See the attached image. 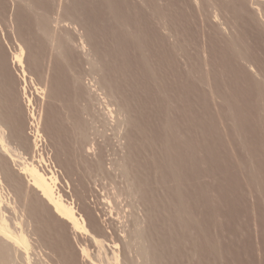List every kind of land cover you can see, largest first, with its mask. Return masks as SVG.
Here are the masks:
<instances>
[{"label":"rangeland","instance_id":"374dc122","mask_svg":"<svg viewBox=\"0 0 264 264\" xmlns=\"http://www.w3.org/2000/svg\"><path fill=\"white\" fill-rule=\"evenodd\" d=\"M25 1L3 0L0 6L6 20H1L0 38L3 41L1 29L5 30L10 62V69L0 63V124L8 143L47 173L55 170L66 200L74 199L80 213L94 217L93 230L106 236L109 244H119L127 259L118 223L106 203V197L113 196L112 180L98 173L83 148L76 152L82 142L76 126H86L89 137L93 135L90 139L107 154H121L122 142L133 150L154 147L157 161L163 155L165 166L160 168L158 162L155 167L142 148V163L152 162V169L147 173L145 169L140 178L152 171L143 194L150 191L153 199L164 196L160 210L156 201L144 206L154 212L149 219L153 228L161 227L167 235L164 242L169 246L163 251L158 247L162 252L156 264H264V0H30L33 9L42 7L39 12L45 11L46 19L53 21L50 29L59 39L55 37L57 48L47 45L35 26L33 34L27 31V20L35 23L36 17L28 16ZM21 49L23 77L11 66L13 54H21ZM22 89L31 98V107ZM107 104L116 111L112 119ZM117 121L123 123L121 128ZM37 123L43 142L34 148ZM18 163L0 152L4 211L11 223L20 216L27 222L21 231L28 239L20 248L26 260L22 257L18 263L27 264L31 258L32 264H91L83 261L79 250V244H88L95 254L90 237L74 235L36 195ZM157 168L164 171L158 173ZM118 179L114 183L123 189L125 183ZM162 215L164 225L157 220ZM1 237L11 241L0 229Z\"/></svg>","mask_w":264,"mask_h":264},{"label":"bare ground","instance_id":"6f19581e","mask_svg":"<svg viewBox=\"0 0 264 264\" xmlns=\"http://www.w3.org/2000/svg\"><path fill=\"white\" fill-rule=\"evenodd\" d=\"M25 1V0H24ZM29 1V2H28ZM49 1V0H47ZM84 1V0H83ZM90 1V0H89ZM108 1V0H107ZM116 1V0H115ZM132 1V0H131ZM143 1V0H142ZM7 2V1H5ZM19 2V1H18ZM25 2L28 3L27 6H29V11L27 12L28 16L30 17L31 15H33L34 17H36V21L35 23L29 18L27 20V25L29 26V29L27 31H31L34 33V30L35 28H37V34H41V38L44 39V41L46 42V44L52 46L53 48H57V46L55 45V39L59 41L58 37H54V34L51 32V29H50V24L53 22L51 21L50 23V20L47 21L46 17H45V11L44 12H39V9L42 8V7H36L38 9H33L35 7V5L33 6L31 3H30V0H26ZM39 2V1H38ZM86 2V1H85ZM123 2V1H122ZM125 3L127 2L126 0L124 1ZM129 2V1H128ZM8 3V2H7ZM48 3V2H47ZM57 3V2H56ZM79 3V2H78ZM100 3V1H99ZM103 3V2H102ZM106 3V2H105ZM108 3V2H107ZM110 3V2H109ZM115 3V2H114ZM3 4H5L3 2V0H0V6H3ZM14 4V3H13ZM17 4V3H16ZM22 4V3H21ZM81 4V3H80ZM91 4V3H90ZM113 4V3H111ZM117 4V3H116ZM128 4V3H127ZM125 4V5H127ZM15 5V4H14ZM38 5V4H37ZM51 5V4H50ZM56 5V4H55ZM58 5V4H57ZM62 5V4H61ZM64 5V4H63ZM83 5V4H82ZM106 5V4H105ZM104 5V6H105ZM119 5V4H118ZM17 6V5H16ZM33 6V7H32ZM44 6V5H43ZM49 6V5H48ZM84 6V5H83ZM87 6V5H86ZM111 6V5H110ZM124 6V5H123ZM13 7V6H12ZM77 7V6H76ZM92 7V6H91ZM95 7V6H94ZM113 7V6H112ZM3 8V7H2ZM6 8V7H5ZM23 8V7H22ZM50 8V7H49ZM62 8V7H61ZM85 8V7H84ZM111 8V7H110ZM123 8V7H121ZM127 8V7H126ZM1 9V7H0ZM4 9V8H3ZM99 9V8H98ZM116 9V7H115ZM21 10V9H20ZM19 10V11H20ZM26 10V9H25ZM44 9H40V11H42ZM46 10V9H45ZM78 10V9H77ZM82 10V9H81ZM102 10V9H101ZM109 10V9H108ZM2 9L0 10V23H1V20L2 22H6L5 20V17L4 15L2 14ZM4 11V10H3ZM85 11V10H83ZM92 11V10H91ZM97 11V10H96ZM99 11V10H98ZM17 12V11H16ZM47 12V11H46ZM55 12V11H54ZM64 12V11H63ZM106 12V11H105ZM112 12V11H110ZM19 13V12H18ZM44 13V14H43ZM72 13V11H71ZM89 13V12H88ZM118 13V12H117ZM22 14V13H21ZM31 14V15H30ZM42 14V15H41ZM48 14H50V12L48 11ZM57 14V13H56ZM80 14V13H79ZM102 14V13H101ZM119 14V13H118ZM20 15V14H19ZM47 15V14H46ZM117 15V14H116ZM126 15V14H125ZM124 15V16H125ZM24 16V15H23ZM27 16V15H26ZM27 16V17H28ZM48 16V15H47ZM75 16V15H74ZM73 16V18H74ZM81 16V15H80ZM100 16V15H99ZM118 16V15H117ZM20 17V16H19ZM53 17V16H52ZM84 17V16H83ZM128 19L129 16L127 15ZM63 18V17H62ZM76 18H77V15H76ZM118 18V17H117ZM126 18V17H125ZM52 19V18H51ZM54 19V18H53ZM68 19V18H67ZM81 19V18H80ZM119 19V18H118ZM14 20V19H13ZM16 20V19H15ZM73 20V19H72ZM78 20V19H77ZM76 20V21H77ZM86 20V19H85ZM96 20V19H95ZM56 21V20H55ZM58 21V19H57ZM63 21V20H62ZM97 21V20H96ZM116 22V21H115ZM114 22V23H115ZM125 22V21H124ZM130 22V21H129ZM84 23V22H83ZM86 23V22H85ZM113 23V22H112ZM22 24V23H21ZM73 24V23H72ZM81 24V23H80ZM102 24V23H101ZM120 24V23H119ZM1 25V24H0ZM17 25V24H16ZM85 25V24H84ZM109 25V24H108ZM19 25H17L18 27ZM35 26V28H33ZM73 26V25H72ZM102 26V25H101ZM21 27V26H19ZM18 27V28H19ZM61 27V25H60ZM89 27V26H88ZM24 28V27H23ZM28 28V27H27ZM99 28V27H98ZM65 29V28H64ZM75 29V28H74ZM17 30H20V29H17ZM86 30V29H85ZM84 30V31H85ZM92 30V29H91ZM102 30V29H101ZM64 31V30H63ZM71 31V30H70ZM69 31V33H70ZM66 32V31H65ZM88 32V31H87ZM100 32V31H99ZM20 33V32H19ZM29 33V32H28ZM27 33V34H28ZM31 33V34H33ZM97 33V32H94V34ZM102 33V32H101ZM23 34V33H22ZM30 34V35H31ZM66 34V33H65ZM77 34V32H76ZM110 34V33H109ZM1 35H2V38H3V41L2 39L0 38V63H3L7 69H10V62H8V56L6 54V51L4 49V44H8V37H7V34L5 32V30H2L1 29ZM74 35V34H73ZM81 35V34H79ZM83 35H85L83 33ZM93 35V34H92ZM100 35V34H99ZM9 36V35H8ZM82 36V35H81ZM86 36V35H85ZM95 36V35H94ZM101 36V35H100ZM99 36V37H100ZM127 36V34H126ZM32 37V36H31ZM88 37V36H87ZM98 37V36H97ZM103 37V36H102ZM106 37L107 34H106ZM113 37V36H112ZM125 37V36H123ZM33 38V37H32ZM40 38V39H41ZM60 38V37H59ZM90 38V37H89ZM105 38V37H104ZM115 38V37H114ZM34 39V38H33ZM74 39V38H72ZM82 40V38H79ZM98 39V38H96ZM102 40V39H101ZM41 41V40H40ZM75 41V40H74ZM80 41V40H79ZM63 42V41H62ZM66 42V40H65ZM88 42V41H87ZM99 42V41H98ZM100 42H103V41H100ZM27 43V42H26ZM30 43V42H29ZM36 43V41H35ZM34 43V44H35ZM44 43V42H42ZM60 43V42H59ZM76 43V41H75ZM82 43V42H81ZM60 44H63V43H60ZM70 44V43H69ZM85 45V44H84ZM36 46V45H35ZM59 46V44H58ZM62 46V45H61ZM59 46V47H61ZM64 46V45H63ZM90 46V45H88ZM42 47V46H41ZM68 47V46H67ZM104 47V46H103ZM45 48V47H44ZM47 48V47H46ZM76 48V47H75ZM82 48V47H81ZM91 48V47H89ZM98 48V47H97ZM68 49V48H67ZM78 49V48H77ZM93 49V48H92ZM75 50V49H74ZM94 50V49H93ZM78 51V50H77ZM95 51V50H94ZM66 52V50H65ZM85 52V51H84ZM66 54V53H65ZM69 54V52H68ZM67 54V55H68ZM91 54V53H90ZM22 55H23V50L21 49V54L19 55H15L13 54V58L11 60V66L13 68H18L21 73L23 75H21V77L25 76L26 75V65H25V62L23 61L22 59ZM59 55V54H57ZM66 55V56H67ZM95 55V54H94ZM69 56V55H68ZM85 57V56H84ZM95 58V56H94ZM89 59V58H88ZM96 59V58H95ZM93 60V59H91ZM87 61V60H86ZM90 61V60H89ZM96 64V62H95ZM93 64V65H95ZM99 64V62H98ZM105 64V62H104ZM87 66V65H86ZM96 66V65H95ZM84 67V66H83ZM106 67V66H105ZM94 68V67H93ZM102 68V67H101ZM108 68V67H107ZM103 69V68H102ZM95 70V69H93ZM105 71V70H104ZM108 71V70H106ZM96 72V71H94ZM102 72V71H101ZM115 72V71H114ZM95 74V73H94ZM99 74V72H98ZM101 74V73H100ZM112 74V73H111ZM110 74V75H111ZM115 74V73H113ZM91 75V74H90ZM98 76V75H97ZM115 76V75H113ZM95 77V76H94ZM99 77V76H98ZM102 74H101V81L103 80L102 79ZM117 77V76H116ZM57 78V77H56ZM111 78V77H110ZM114 78V77H113ZM114 80V79H113ZM57 81V80H56ZM100 81V83H102ZM112 82V81H111ZM58 83V82H57ZM75 83V82H74ZM110 83V82H109ZM113 83V82H112ZM55 85H57L55 83ZM63 85V84H62ZM60 86V85H59ZM111 87V86H110ZM113 87V86H112ZM62 88V86H61ZM115 88V87H114ZM60 89V88H59ZM98 89V88H97ZM116 89V88H115ZM23 90V95L24 97L26 98V102H27V105L29 107L32 106V100L30 97H27L26 96V93H25V89H22ZM57 91V90H56ZM60 91V90H59ZM98 94V93H97ZM102 96V94H101ZM107 96V95H105ZM104 96V97H105ZM99 98V97H98ZM91 99V98H90ZM103 99V98H101ZM100 99V100H101ZM105 99V98H104ZM103 99V100H104ZM109 99V98H108ZM107 101V100H106ZM110 101V100H109ZM101 102V101H100ZM103 103V102H102ZM99 104V103H97ZM109 104V103H108ZM107 104V105H108ZM112 104V103H111ZM101 105V104H100ZM106 105V106H107ZM84 106V105H83ZM116 106V105H115ZM119 106V105H118ZM117 106V107H118ZM94 107V106H93ZM113 107V106H112ZM112 107H110V105H108V108H109V113H110V119H112V117L114 118L115 114H116V111H114L112 109ZM86 108V106H85ZM31 109V108H30ZM97 109V108H96ZM119 109V108H118ZM91 110V109H90ZM108 110V109H107ZM31 112V111H30ZM99 112V111H98ZM104 112V111H103ZM120 113V112H118ZM88 114V113H87ZM93 115V114H92ZM109 115V114H108ZM120 115V114H119ZM88 116V115H87ZM98 116V115H97ZM100 116V114H99ZM34 117V116H33ZM198 117V116H197ZM196 117V118H197ZM120 118V117H119ZM127 118V117H126ZM86 119V117H85ZM137 119V118H135ZM193 119V118H192ZM95 121V119H93ZM101 120V119H100ZM119 120V119H118ZM126 120V119H125ZM129 120V119H128ZM127 120V121H128ZM132 120V119H131ZM88 121V120H87ZM97 121V119H96ZM110 121V120H109ZM133 121V120H132ZM138 121V120H137ZM194 121V120H193ZM79 122V121H78ZM82 122V121H81ZM100 122V121H99ZM102 122V121H101ZM93 123V122H92ZM103 123V122H102ZM110 123V122H108ZM108 123H105V124H108ZM118 123V127L120 126L121 128V124H123L121 121H117ZM130 123V122H129ZM127 123V124H129ZM77 124V123H75ZM74 124V125H75ZM86 124V123H85ZM105 124H102V125H105ZM114 124V123H113ZM79 125V124H78ZM88 125V123H87ZM90 125V123H89ZM92 125V124H91ZM96 125V124H94ZM133 125V124H132ZM136 125V124H134ZM137 125L138 122H137ZM36 126V140H35V146H33L34 148L35 147H38V142H43V139H42V136H41V132L39 130V123L35 124ZM76 126V125H75ZM106 126V125H105ZM113 126V125H112ZM151 126V125H150ZM198 126V125H197ZM86 127V126H85ZM84 127V128H85ZM88 127V126H87ZM99 127V126H98ZM116 130H119L120 128H118ZM125 127V126H124ZM156 127V126H155ZM76 128L78 129L79 134H76V135H79L80 139H82V142H78V148H77V153L80 151L81 152V148H83L87 154V156H89V158L91 157V160H92V163L96 166L97 170H98V173L103 176L106 177V180L107 178L110 179V182L112 180V191H113V196L112 198L109 197H106V203L108 204V206L110 207V215L113 219H115L118 223V227H117V232L119 233L120 237H122L124 240V243H125V247H126V252L124 253H127L129 254V259H127L123 254L121 255L120 254V251H119V244H117L116 242H112L113 244H109L105 239L106 236H101L98 235L96 231L93 230L92 228V225H93V222L96 221L94 217H86L84 216L82 213L79 212L78 208H77V205H76V201L74 199H72L71 201H67L64 194L61 193L60 189H59V183H60V180H59V177L57 175V173L55 172V170H49L48 173L46 172V170L40 165L38 164H35L36 160H33V161H30L28 160L27 157L23 156L19 150L15 149L14 147H12L10 145V143H8L6 137H5V134H4V131L2 130V126L0 124V152L7 155L9 157L10 160H13L14 162H19L20 163V174L21 175H25L28 178H30V183H31V186L33 187V191L36 193V195H38L45 204H47L48 206H50L53 210V212L55 213V215L63 220L68 226L69 228L71 229V231L74 233V235L77 237L78 234L79 235H82V236H86L87 237L89 236L90 237V240L91 242L94 244V246L96 247V252L95 254L92 253V251L90 250L88 244H79V250H80V256L82 257L83 261L84 260H87L89 261V263L91 264H156V259L157 257L159 256V248L160 247V250H164L166 249L167 246L169 245H166V243L164 241H166V237L167 235L165 234L166 232L164 231V229H162L161 227H157V229L153 228V224L152 222H150V218H151V215H153L152 213H154L153 211L151 212V210H144V206L146 207L147 206H150L149 204L154 201V203L157 202V207L158 210H160V207L163 205L162 202V198L163 197L161 196H158L157 199H153V196H151L152 193H150L149 191V194L150 195H144L143 194V188L144 186L146 185L147 186V177L149 174L152 173H149V174H146V180H145V177L143 178L145 181H146V184H144L145 181H143L142 177L140 178L141 175H144L145 174V169H146V173L149 172L150 170V163L152 162H145L146 163V166H143L142 164L145 165V163H142V154H144L142 151H140V149H142L144 152H145V149L147 150V156L149 158L152 157L153 159V164H157V166L155 167H158V162L160 165V168L161 166H163L165 164V159L163 160V155L159 156V160L157 161L156 157H155V148L152 147V149L150 148L149 150L147 149V146L146 148L144 149V147L140 148L139 150L137 149L138 146H135L136 149L133 150L131 148H129L128 144L126 142H122L120 143L121 145V148L119 146V148L121 149V154L116 153H111V154H107V152L105 153V151L102 150V148L100 147L101 145H97L98 143L97 142H94V140H91L90 137H92L93 135H90L89 137V133H87L83 127L82 129L80 128L79 129V126ZM89 128V127H88ZM87 128V129H88ZM103 128V127H102ZM131 128V127H130ZM134 128V127H133ZM150 128H153L152 126ZM159 128V127H158ZM105 129V128H104ZM103 129V130H104ZM107 129V128H106ZM113 129V128H112ZM115 129V128H114ZM157 129V128H156ZM194 129V128H193ZM110 130V129H109ZM115 130V131H116ZM134 130V129H133ZM148 130V129H147ZM75 131V130H74ZM77 131V130H76ZM75 131V133H77ZM90 131V130H89ZM88 131V132H89ZM106 131V130H105ZM108 131V130H107ZM113 131V132H115ZM97 131L95 130L94 133H96ZM101 132V131H99ZM103 132V131H102ZM102 132L100 134H102ZM117 132V131H116ZM120 132V130L118 131V133ZM55 133V132H54ZM74 133V132H73ZM93 133V134H94ZM106 133V132H104ZM104 133H103V136H104ZM111 133V132H110ZM125 133V132H124ZM189 133H190V130H189ZM188 133V134H189ZM98 135H100L99 133H97ZM139 135H143V133H138ZM153 134V133H152ZM54 135V134H53ZM75 135V134H74ZM96 135V134H94ZM120 135V134H119ZM129 135V134H128ZM55 136V135H54ZM106 136V134H105ZM156 136V135H155ZM154 136V137H155ZM76 137V136H75ZM78 137V136H77ZM97 137V135H96ZM101 137V135H100ZM116 137V136H115ZM118 137V136H117ZM127 136L125 135H122L120 136V138L122 140L126 139ZM133 136L132 135V140H133ZM151 137V136H150ZM152 137V138H154ZM160 137V136H159ZM93 138V137H92ZM130 138V137H129ZM141 138V137H140ZM143 138V137H142ZM141 138V140H142ZM157 138V137H156ZM162 138V137H161ZM77 139V138H76ZM95 139V138H94ZM107 139L108 138V135H107ZM139 139V138H138ZM181 139V138H180ZM189 139V138H188ZM78 140V139H77ZM76 140V141H77ZM99 140V139H98ZM102 140V139H101ZM106 140V139H105ZM113 140V139H112ZM112 140H109L110 142ZM160 140V139H158ZM157 140V141H158ZM73 141V140H72ZM104 141V140H103ZM102 141V142H103ZM108 141V140H107ZM108 141V142H109ZM118 141V140H117ZM121 141V140H120ZM143 141V140H142ZM150 140H148L149 142ZM167 141V140H166ZM176 141V140H174ZM101 142V143H102ZM107 142V143H108ZM131 142V141H129ZM139 142V140L137 141ZM156 142V141H155ZM161 142V140H160ZM188 142V141H187ZM74 143V142H73ZM97 143V144H96ZM113 143V141H112ZM132 143V142H131ZM152 143V142H151ZM154 143V142H153ZM170 143V142H169ZM189 143V142H188ZM191 143V142H190ZM209 143V142H208ZM139 145V143H137ZM140 144H142V142L140 141ZM109 144H107L108 146ZM111 145V144H110ZM109 145V146H110ZM135 145V144H134ZM150 145V144H149ZM148 145V146H149ZM156 145V144H155ZM170 145V144H169ZM189 145V144H188ZM75 146H76V143H75ZM132 146V144H131ZM142 146V145H141ZM160 146V145H159ZM181 146V145H180ZM105 147V142H104V146ZM111 147V146H110ZM114 147V145H113ZM140 147V145H139ZM150 147V146H149ZM205 147V145H204ZM208 147V146H207ZM106 148V147H105ZM162 148V147H161ZM166 148V147H165ZM79 149V151H78ZM112 149V148H111ZM125 149V150H124ZM157 149V148H156ZM171 151H172V148H170ZM174 149V148H173ZM176 149V147H175ZM174 149V150H175ZM182 149V148H181ZM211 149V148H210ZM67 150V149H66ZM74 150V149H72ZM113 150V149H112ZM119 150V149H118ZM117 150V151H118ZM122 150H123V153H122ZM155 150V152L153 151ZM159 150V149H158ZM164 150V149H163ZM169 150V149H168ZM71 151V150H70ZM108 151V150H107ZM125 151V152H124ZM148 151H149V154H148ZM176 151V150H175ZM173 151V152H175ZM68 152V151H66ZM158 152V151H157ZM156 152V153H157ZM160 152V151H159ZM162 152V150H161ZM160 152V154H162ZM165 150L163 151V154H164ZM73 153V152H72ZM84 153V152H83ZM167 153V152H166ZM180 153V152H179ZM79 154V153H78ZM146 154V153H145ZM158 154V153H157ZM213 154V153H212ZM76 155V154H75ZM74 155V156H75ZM81 155V154H80ZM170 155V154H169ZM176 155V154H175ZM178 155V154H177ZM188 155V154H187ZM72 156V155H71ZM83 156V154L81 155ZM210 156V155H209ZM212 156V155H211ZM77 157H79L77 155ZM130 157H133V159L131 158V164H129V158ZM146 157V156H145ZM168 157V156H167ZM177 157V156H176ZM213 157V156H212ZM35 157H33L34 159ZM73 158V156H72ZM82 159V157H80ZM79 158V159H80ZM154 158L156 160H154ZM172 158V157H170ZM169 158V159H170ZM186 158V157H185ZM78 159V160H79ZM148 159V158H147ZM175 159V158H173ZM191 159V158H190ZM217 159V158H216ZM28 160V161H27ZM77 160V159H76ZM84 159H82L83 161ZM90 160V159H89ZM146 160V159H144ZM143 160V162H144ZM168 160V159H167ZM166 160V161H167ZM186 160V159H185ZM206 160V159H205ZM30 161V162H29ZM38 161V160H37ZM42 160L40 159L39 160V163L41 162ZM81 161V160H80ZM155 161H157V163H154ZM176 161V160H174ZM91 162V161H90ZM173 162V161H172ZM177 162V161H176ZM179 162V161H178ZM18 163V164H19ZM205 163V162H204ZM152 164V165H153ZM167 164V163H166ZM173 165V164H172ZM175 165V164H174ZM178 165V164H177ZM180 165V164H179ZM165 166V165H164ZM181 166V165H180ZM94 167V166H93ZM153 167V166H152ZM184 167V165H183ZM95 168V169H96ZM159 168V167H158ZM159 171H157L158 173L161 172L163 170V168L160 170L158 169ZM172 168V167H171ZM152 169V168H151ZM183 169V168H182ZM191 169V168H190ZM87 170V169H86ZM96 170V171H97ZM142 170H143V174H142ZM156 170V169H155ZM174 170V169H173ZM58 171V170H57ZM89 171V170H88ZM154 171V170H153ZM164 171V170H163ZM170 171V170H169ZM93 172H94V169H93ZM156 172V171H155ZM156 172V173H157ZM165 174H167L166 172H164ZM170 173V172H169ZM182 173V172H181ZM189 173V172H188ZM95 174V173H94ZM141 174V175H140ZM153 174V173H152ZM151 174V175H152ZM161 174V173H160ZM180 174V173H179ZM185 174V173H184ZM90 175V174H89ZM91 175H93L91 173ZM150 175V176H151ZM155 175V174H154ZM162 175V174H161ZM169 175V174H168ZM206 175V174H205ZM100 176V175H99ZM148 176V177H150ZM164 176V175H163ZM182 176V175H181ZM8 177V176H7ZM94 177V175H93ZM98 177V175H97ZM172 177V176H170ZM9 178V177H8ZM101 178V176H100ZM123 180H119V179ZM161 178V177H160ZM102 179V178H101ZM121 181L123 183H125V185L122 184V187H124L123 189H120L114 182L115 181ZM98 180V179H97ZM152 180V179H151ZM149 180V181H151ZM103 181V180H102ZM159 180H157L158 182ZM164 181V180H163ZM168 181V179H167ZM254 181V180H253ZM101 182V181H100ZM109 182V181H108ZM161 182V181H160ZM119 183V182H118ZM117 183V184H118ZM162 183V182H161ZM160 183V184H161ZM212 183V182H211ZM0 184H1V179H0ZM120 184V183H119ZM118 184V185H119ZM150 184V182H149ZM148 184V185H149ZM158 184V183H157ZM166 184V183H165ZM153 185V184H152ZM163 185V183H162ZM167 185V184H166ZM209 185H212V184H209ZM145 186V187H146ZM154 186V185H153ZM201 186V185H200ZM104 186H102V189H103ZM111 187V186H110ZM148 187V186H147ZM157 187H161L158 186ZM155 188V187H154ZM213 188V187H212ZM106 189V188H105ZM109 188H107L108 190ZM145 189V188H144ZM148 190H153L152 187H149L147 188ZM160 189V188H159ZM104 190V189H103ZM147 190V191H148ZM162 190V189H161ZM106 191V190H105ZM156 192V190H154ZM160 191V190H158ZM111 192V191H110ZM161 192V191H160ZM163 192V191H162ZM204 192V191H203ZM148 193V192H146ZM157 193V192H156ZM157 193V194H158ZM18 194V193H17ZM158 194V195H159ZM204 194V193H203ZM153 195V194H152ZM165 195V194H164ZM205 195V194H204ZM150 196V197H148ZM199 197V196H198ZM4 197L2 196V192H1V186H0V229L3 231L4 235L8 236L9 239H11V241L9 240V242H11L9 244V242H7L5 239H3L2 237L0 238V264H25V263H18L19 260H21V258L23 257V259H25L24 257V254H22V252L20 253V248H23V244H22V241L23 240H26L28 239V236L25 235V233H23L21 231V225L22 226H25V224L27 223L26 220H25V224H24V219L20 218L22 216H20L18 219H14L11 223V218H9V216L5 213L4 211ZM166 198V197H165ZM164 198V199H165ZM21 199V197H20ZM105 200V199H104ZM156 201V202H155ZM206 201V200H205ZM16 202V201H15ZM104 202V201H103ZM179 202V201H178ZM215 204V203H214ZM151 205H153L151 203ZM197 205V204H196ZM201 205V204H199ZM104 206V204H103ZM198 206V205H197ZM202 206V205H201ZM107 207V206H105ZM163 207V206H162ZM178 207V206H177ZM31 208V207H30ZM143 208V209H142ZM148 208V207H146ZM152 208V207H151ZM202 208V207H201ZM16 209V208H15ZM167 210V209H166ZM27 211V210H26ZM36 211V210H35ZM157 211V210H156ZM202 211V210H201ZM33 212V211H32ZM159 212V211H158ZM162 212L164 211H161L160 214H162ZM198 212V211H197ZM200 212V211H199ZM151 213V214H150ZM181 213V212H179ZM28 214V213H27ZM108 214V213H107ZM30 215V214H29ZM166 215V214H165ZM172 215V214H171ZM201 215V214H200ZM32 216V215H31ZM205 216V215H204ZM153 217V216H152ZM173 217V216H172ZM32 218V217H31ZM203 218V217H202ZM28 219V218H26ZM152 219V218H151ZM200 219V218H199ZM156 220V219H154ZM152 220V221H154ZM159 220L158 222L161 221V223L164 225L166 222L164 221L165 218L164 216L162 215L161 217L159 216ZM205 219H203L204 221ZM171 221V220H170ZM206 221V220H205ZM113 223V222H112ZM155 223V221H154ZM95 224V222H94ZM152 224V225H151ZM156 224V223H155ZM170 224V223H169ZM174 224V223H173ZM172 224V225H173ZM186 224V223H185ZM97 227V226H96ZM159 228V229H158ZM107 229V228H106ZM184 229V228H183ZM114 230V229H113ZM171 230V228H170ZM184 231V230H183ZM42 232V231H41ZM104 232V231H103ZM101 232V233H103ZM107 232V231H106ZM171 232V231H170ZM200 232V231H199ZM198 232V234H199ZM204 232V231H203ZM115 233V231H114ZM117 233V234H118ZM168 233V232H167ZM173 233V231H172ZM176 233V232H175ZM184 233V232H183ZM106 234V233H105ZM104 234V235H105ZM111 234L113 235L112 231H111ZM177 234V233H176ZM175 234V235H176ZM202 234V233H201ZM204 234V233H203ZM202 234V235H203ZM172 235V234H171ZM173 235L174 238L173 240L175 239V237L178 235ZM110 236V235H109ZM108 236V237H109ZM116 236V235H115ZM118 236V235H117ZM183 236V235H182ZM205 236V235H204ZM111 237V236H110ZM178 237V236H177ZM177 237H176V241H177ZM184 237V236H183ZM202 237V236H201ZM118 238V237H116ZM185 238V237H184ZM183 238V239H184ZM109 239V238H108ZM114 239V238H113ZM112 239V240H113ZM13 241V242H12ZM156 241V244H153L154 242ZM201 241H204V240H201ZM111 242V241H110ZM169 242V241H167ZM87 243V242H86ZM174 243H176L174 241ZM203 244V243H202ZM228 244V243H227ZM226 244V245H227ZM155 245V246H154ZM175 245V244H174ZM174 245L172 244V246L174 247ZM204 245V244H203ZM178 246V244H177ZM175 246V247H177ZM124 247V249H125ZM174 247V248H175ZM203 247V246H202ZM111 248V249H110ZM158 248V249H157ZM178 248V247H177ZM110 249V251H109ZM182 249V248H180ZM208 249V248H207ZM178 250V249H177ZM176 250V251H177ZM206 250V249H205ZM161 251V252H162ZM183 251V249H182ZM160 252V253H161ZM167 252V250H166ZM209 252V251H208ZM209 254V253H208ZM28 255V254H27ZM168 255V254H167ZM166 255V256H167ZM172 255V254H171ZM170 255V256H171ZM175 255V254H174ZM31 257V256H30ZM168 257V256H167ZM166 257V258H167ZM175 257V256H174ZM159 258V257H158ZM161 258V256H160ZM164 257H162L161 259H163ZM169 258V257H168ZM177 258V257H176ZM181 258H182V255H181ZM160 259V260H161ZM172 259V258H171ZM175 259V258H174ZM26 260V259H25ZM31 258H29V262L27 264H32L30 262ZM173 260V259H172ZM87 261H84V262H87ZM182 262V261H181ZM167 263V262H166ZM168 264V263H167Z\"/></svg>","mask_w":264,"mask_h":264}]
</instances>
